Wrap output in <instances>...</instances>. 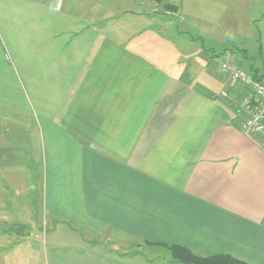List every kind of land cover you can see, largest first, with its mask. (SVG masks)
Listing matches in <instances>:
<instances>
[{
	"label": "crops",
	"instance_id": "0c3cea01",
	"mask_svg": "<svg viewBox=\"0 0 264 264\" xmlns=\"http://www.w3.org/2000/svg\"><path fill=\"white\" fill-rule=\"evenodd\" d=\"M261 25L264 0H0V264H264V137L220 72L264 76Z\"/></svg>",
	"mask_w": 264,
	"mask_h": 264
},
{
	"label": "built area",
	"instance_id": "2783aa9c",
	"mask_svg": "<svg viewBox=\"0 0 264 264\" xmlns=\"http://www.w3.org/2000/svg\"><path fill=\"white\" fill-rule=\"evenodd\" d=\"M220 72L243 88V96L235 102L242 130L250 136L264 137V76L255 77L231 59L222 61ZM221 96L232 101L235 99L227 92H222Z\"/></svg>",
	"mask_w": 264,
	"mask_h": 264
},
{
	"label": "trees",
	"instance_id": "16d2710c",
	"mask_svg": "<svg viewBox=\"0 0 264 264\" xmlns=\"http://www.w3.org/2000/svg\"><path fill=\"white\" fill-rule=\"evenodd\" d=\"M161 1V0H158ZM166 10L171 12H177L178 8L170 4H166L164 7ZM252 73V72H251ZM253 74V73H252ZM254 75V74H253ZM258 77L257 75H254ZM149 247H160L170 251L172 258L175 262L180 264H247L240 260H237L229 255H217L211 257H202L193 253L191 250L177 246V245H167L162 243H151L146 242Z\"/></svg>",
	"mask_w": 264,
	"mask_h": 264
},
{
	"label": "rangeland",
	"instance_id": "374dc122",
	"mask_svg": "<svg viewBox=\"0 0 264 264\" xmlns=\"http://www.w3.org/2000/svg\"><path fill=\"white\" fill-rule=\"evenodd\" d=\"M263 26L264 25H261L260 27H262L263 28ZM222 39V38H221ZM223 60H221L220 62H222ZM220 65H221V63H220ZM240 66V65H239ZM243 66H244V68H246L247 69V67H246V65L243 63ZM242 66V67H243ZM248 70V69H247ZM159 251H157V253H156V251H154L153 250V252L151 253L150 252V250H148V249H146L145 247H143L142 248V250H140L141 251V253H143V254H146V255H153V256H155V255H159V256H161V258L162 259H166V260H168V261H172L173 260V258H172V255H171V253H170V251H168L167 249H158ZM151 253V254H150ZM158 259V262L159 261H162V259ZM158 264V263H157Z\"/></svg>",
	"mask_w": 264,
	"mask_h": 264
}]
</instances>
